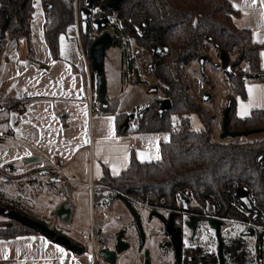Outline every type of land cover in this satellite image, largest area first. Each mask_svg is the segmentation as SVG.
<instances>
[{"label": "trees", "instance_id": "trees-1", "mask_svg": "<svg viewBox=\"0 0 264 264\" xmlns=\"http://www.w3.org/2000/svg\"><path fill=\"white\" fill-rule=\"evenodd\" d=\"M109 1L89 0L87 6L94 17H103L107 30L115 39L114 45L120 50L121 81H144L138 61L147 55L145 75H151L157 87L156 97L142 107L137 124L124 126V116H116V131L118 134L169 131L170 138L160 144L159 160L140 162L131 155L127 168L115 176L105 168L99 179V191L110 188L150 205L161 203L172 207L177 191L203 195L222 189L230 192L236 186H243L259 190L264 214V167L263 162L257 161L264 154V136L244 141L215 140L212 135L214 115L194 101L186 72L188 65L197 62L200 54H207V48L212 47L217 53L223 50L231 69L229 73L223 70L229 90L225 95L229 105L227 128L231 131L264 127V108L253 109L245 117L235 114L236 96L243 98L245 95L244 76L247 80H258L264 73L259 60L260 43L252 40L247 27H237L234 23L238 11L228 0H119L116 8L108 6ZM43 2L49 4L48 9L43 6V38L52 59H58V36L74 23L75 8L79 10L81 0H76V7L75 0ZM31 13L32 0H0V50L8 37L24 39L27 58L37 63L29 38ZM77 20L79 22L78 15ZM86 22L85 32L81 31L79 22L84 48L91 32L89 16ZM156 47L160 51L153 53ZM85 56L89 65L87 51ZM204 62L216 67L209 56ZM198 76L205 87L212 86L210 77L199 64ZM163 97L169 99L170 105L159 114L158 102ZM24 104L13 102L5 108L16 109ZM101 109L109 110L107 106ZM191 114L200 122L197 129L191 126ZM172 119L176 124L173 130ZM0 205L25 214L12 204L0 201ZM4 219L0 222V238L36 233L15 220ZM3 263L1 260L0 264Z\"/></svg>", "mask_w": 264, "mask_h": 264}, {"label": "crops", "instance_id": "crops-1", "mask_svg": "<svg viewBox=\"0 0 264 264\" xmlns=\"http://www.w3.org/2000/svg\"><path fill=\"white\" fill-rule=\"evenodd\" d=\"M228 1L238 11L235 25L247 27L252 40L260 43V67L264 70V0ZM44 19L43 0H32L29 38L37 63L27 58L24 39L8 37L0 50V106L3 107L0 109V169L10 177L22 179L28 175V183L33 182L35 172L45 183L52 173L55 180L61 181L71 214L75 206L71 201L80 184L88 185L89 191L90 184L99 186L105 168L115 176L127 168L131 155L140 162L159 160L160 144L169 140L170 132L117 133L116 116L125 118L132 106L143 104L140 107H145L157 95L145 96L138 89L133 91V87H127L121 99L114 98L118 83L129 84L120 79V55L111 92L105 93L109 110L101 114L98 109L90 115L87 92L90 87L96 90V85L86 56L80 51L77 15L74 23L58 36V59H52L45 44ZM142 78L145 81V77ZM243 86L244 97L235 98L238 117L264 108V73L258 80L244 81ZM128 95L130 104L125 105ZM20 101L25 102L24 107L5 108ZM171 124L172 130L176 128L175 121ZM30 157L38 159L29 161ZM94 196L90 195L92 200ZM17 197L15 193L8 194L7 185H0L1 202H14L18 206ZM70 221L69 216L64 222ZM1 260L3 264H91L92 256L90 251L84 250L72 253L45 236L29 233L0 238Z\"/></svg>", "mask_w": 264, "mask_h": 264}, {"label": "flooded vegetation", "instance_id": "flooded-vegetation-1", "mask_svg": "<svg viewBox=\"0 0 264 264\" xmlns=\"http://www.w3.org/2000/svg\"><path fill=\"white\" fill-rule=\"evenodd\" d=\"M207 58L206 54L203 68ZM214 64L220 67L218 53ZM219 128L220 131L221 122ZM259 162L264 167V159ZM50 176L49 189L54 188L52 194L60 198L50 213L65 223L64 214L53 212L61 204L69 206L66 194L58 184L61 181L55 180L52 173ZM239 187L243 186L230 192L222 189L203 195L177 191L172 207L161 203L150 205L110 188L103 190L107 193L103 199L97 189L92 201L91 230L98 255L101 251L103 256L101 264H264L260 192L257 188L243 187L236 193ZM168 220L171 225L167 228ZM53 229L65 234L59 228Z\"/></svg>", "mask_w": 264, "mask_h": 264}, {"label": "rangeland", "instance_id": "rangeland-1", "mask_svg": "<svg viewBox=\"0 0 264 264\" xmlns=\"http://www.w3.org/2000/svg\"><path fill=\"white\" fill-rule=\"evenodd\" d=\"M106 50V56L103 62L105 93H110L112 77H114L115 72L117 73L118 69L117 61L120 55V50L116 45H111V47L107 48ZM205 52L210 57L211 61L217 60V52L214 48L209 47ZM147 61V55L141 56L138 61V63L140 64V74L142 75V77H145V81H141V83L130 82L127 85H122L125 88H122V86L118 83L119 86L115 89L116 95L114 96V98H116L117 100L121 99L124 96L127 87H133V91L135 89H138L140 93L145 96H149L150 94L152 95L156 93V89L153 90L154 87L157 88L156 85H153V78H151V75H145V73L147 72ZM204 69L206 71V74L210 77V84L212 86H204L202 78L198 76V63L196 61H193L187 67L186 72L187 77H189L190 80V91H192L193 99L195 102H199L200 105L205 106L214 115L212 129V135L214 139H218L220 141L231 140V138L229 137L220 138L219 135V119L221 112L225 107V95L229 93L227 77L225 76L224 71L220 67L212 68V65L207 63L205 64ZM205 88H207L206 90L210 93L211 99H202V94ZM132 94L135 95V93ZM130 95L127 96L124 102L125 105L130 104ZM189 121H191V126L194 129H197L200 126V122L197 121L194 114H191L189 116ZM262 136H264V131L250 133L246 136L235 137L232 139L244 141L246 139H258ZM0 172V182L3 185H7L8 194L12 193L13 196V194L15 193L19 197L16 198V200H18V206L17 204L15 205L14 202H11L10 204L14 205L15 207H18L27 215L33 214L41 218L42 220L44 219V221L52 229L54 227L61 229L68 238L74 240L75 242L81 243L85 247L84 251L86 253H89L90 241L88 233L92 228L91 222L93 219L94 212L92 208L93 200L90 197L88 185L80 184L78 186V189L74 194L75 198H73L71 201L75 205L72 213L69 215L71 221L67 223H61L59 220L57 221L56 218L52 217L50 213V210L55 207L60 198L55 197L54 194H52L54 188L49 189L47 183L40 181V179H42V176H39L38 173L35 172L33 182L28 183V181L30 180V178L27 179V177H29L28 175L23 176L21 179L15 176L10 177L11 175H8L2 170ZM36 180L39 181L35 184ZM58 184L59 186H61L60 183ZM64 198H66L68 201L67 196H64ZM4 218L6 217H4V215L0 213V222L5 220ZM80 233H83L84 236L80 235Z\"/></svg>", "mask_w": 264, "mask_h": 264}, {"label": "water", "instance_id": "water-1", "mask_svg": "<svg viewBox=\"0 0 264 264\" xmlns=\"http://www.w3.org/2000/svg\"><path fill=\"white\" fill-rule=\"evenodd\" d=\"M119 0H110L108 6H112L113 8L117 7V3ZM89 0H81V5L78 10V19L80 22V28L82 32L86 31L87 27V18L90 13V8L87 6ZM44 8L48 9L49 4L46 2H43ZM7 16H5L2 24L6 22ZM90 27L96 31V34L94 35L93 39H91L86 47L87 51V57L89 59V65L91 70L93 71V76L95 80L96 85V93L98 94V100L100 102V106L102 108H105L107 105L106 102V94H105V80H104V65L103 60L106 54V49L111 47V45L115 44L114 37L109 33L106 27V21H104L102 16H96L93 19L90 20ZM102 29L100 32H97L98 29ZM215 46V45H214ZM166 50V48H165ZM160 49L158 47L153 50L154 52H159ZM206 58V54H200L197 58V61L200 63V69H202L203 60ZM218 61L220 64V67L224 69L227 73L231 71L230 65H228L226 54L223 50H219L218 52ZM156 88L154 87L153 90ZM211 95L208 91H204L202 94V99H210ZM170 102L169 99L166 97L161 98V100L158 102V113L161 114L162 112L166 111L169 108ZM3 107L0 106V109ZM229 111V105L226 104L224 109L222 110L221 115V130H220V138L229 137L234 138L237 136H246L250 133H256L260 132V130L264 128H251V129H245V130H229L227 128V114ZM141 115V113H140ZM131 114L128 113V115L124 118L123 123L124 126H128V120L130 119ZM37 157H30L28 158L29 161H35L37 160ZM261 159H264V154H261L257 158L258 161ZM238 190H244L243 187H239L236 189V193ZM71 208L70 206L64 207L63 204L57 206V209L53 212L56 215L58 214H64L66 216V219L70 215ZM131 211V210H130ZM0 213L4 215V217L10 218L12 220H15L16 222L20 223L21 225L33 229L36 233L45 236L50 241L55 242L57 244H61L63 247H65L67 250H69L72 253H82L84 248L77 242L72 241L70 238H68L65 234L61 232H56L54 229L50 228L46 223L41 222L29 215L23 214L19 212L18 210L7 208L3 205H0ZM135 218V224L139 227L138 221L136 219V215L134 214ZM165 224L170 226V220L165 222ZM100 256H102L101 251H99ZM103 257V256H102Z\"/></svg>", "mask_w": 264, "mask_h": 264}, {"label": "built area", "instance_id": "built-area-1", "mask_svg": "<svg viewBox=\"0 0 264 264\" xmlns=\"http://www.w3.org/2000/svg\"><path fill=\"white\" fill-rule=\"evenodd\" d=\"M75 7H76V0H75ZM75 15H78V8L76 7L75 8ZM94 16L93 14L89 13V21L91 19H93ZM96 34V31H94L92 28H91V32L89 33V41L91 39H93L94 35ZM80 51L85 54L86 52V48L83 47H80ZM264 71V70H263ZM244 81H247V78L244 76L243 78V82ZM87 108L89 109V114H93V112H95L96 110L99 109V112L101 114H105L106 112L99 108V105H100V102L98 100V94L96 93V90L95 88H89L88 89V92H87ZM142 108L139 106V105H134L132 106V109L131 111L129 112L131 114V117L130 119L128 120V125L130 127H133L137 124V120H138V116L141 112ZM173 122V121H172ZM171 122V123H172ZM97 189H98V186L95 185V184H90V195L91 197H93L96 193H97ZM101 195L100 197H102L103 199L106 198L107 196V193L106 192H100ZM89 241H90V252H91V256H92V261H91V264H101V260H100V256L98 255V252H97V249H96V246H95V241L93 240V233H92V230L90 232V237H89Z\"/></svg>", "mask_w": 264, "mask_h": 264}]
</instances>
